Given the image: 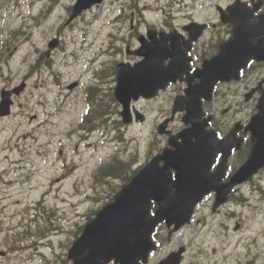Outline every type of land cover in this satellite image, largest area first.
I'll use <instances>...</instances> for the list:
<instances>
[{"label": "rangeland", "instance_id": "1", "mask_svg": "<svg viewBox=\"0 0 264 264\" xmlns=\"http://www.w3.org/2000/svg\"><path fill=\"white\" fill-rule=\"evenodd\" d=\"M167 1L160 0L157 5ZM75 2L76 0H57L53 5L49 0H10L0 11V55L4 42L11 38L15 29L22 30L20 35L15 34L16 38L12 39L11 49L0 57L3 69L0 92L19 84L27 76L30 64L39 58L46 61V46L50 39L61 32L63 40L62 48L53 56L52 69L44 67L41 74L29 78L28 88L17 99L11 116L0 119V247L4 246L6 249L13 246L9 229L18 226V231L24 230L25 233L23 218L27 215V206L37 205L44 189L52 186L58 187L59 191L51 198L60 200L62 196L64 199L61 214L65 219L59 225L65 227V232L51 237V240L54 243L72 240L67 230L74 224L69 219L75 210L84 214L100 209L108 202V196L113 190L123 184V179H116L107 185H92L96 168L115 152V148L125 152L138 148L143 155L147 149L148 127H145V133H133L131 129L122 127L125 141L119 143L114 139L117 131L113 128L112 119L102 128L103 135L97 133L86 143L78 139L79 133L73 136L69 134L84 113V90L90 84V77L84 71L86 61L92 54L107 48L111 35L119 28V25H115V18L122 11L129 19L136 16L134 13H138L134 8L145 10V5L156 2L106 0L101 7L86 12L74 25L66 27L67 6ZM47 4H51L53 8L51 14H47ZM42 8V17L34 18L40 16ZM144 15L153 18L152 22L163 18L156 9L152 13L144 12ZM129 30L130 24L127 21L121 25L118 33L128 37ZM84 38L87 42L82 45ZM91 41L95 45L91 46ZM75 42L78 43L76 48L80 50L77 61L71 57ZM111 54L110 57L104 55L105 64L113 62ZM77 79L84 86L70 93L66 88L71 81ZM111 86L110 79L103 86L105 95L110 92ZM59 93L62 97H59ZM104 101L107 102L108 98L104 97ZM33 117L35 120H32ZM105 132L109 134L105 135ZM75 146H78V150ZM63 147L65 155L61 157L58 150ZM68 168L71 171L69 177L60 180V176ZM30 170L35 171L30 175ZM29 177L33 180L28 185L34 182L33 189L23 185ZM261 185L264 188V183ZM21 204L25 209H19ZM230 208L233 213L229 216L227 209L223 211V215H214L205 206L198 214L196 223L173 241L176 244L185 239L189 246L185 264H264V191L249 189L245 205L237 207L233 203ZM36 212L38 216L32 229L45 228L47 222L42 217V210ZM198 244L200 248H196ZM15 258L12 255L7 258L9 260H3L0 264H19Z\"/></svg>", "mask_w": 264, "mask_h": 264}, {"label": "water", "instance_id": "2", "mask_svg": "<svg viewBox=\"0 0 264 264\" xmlns=\"http://www.w3.org/2000/svg\"><path fill=\"white\" fill-rule=\"evenodd\" d=\"M100 1L80 0L75 8L74 16ZM150 59L151 57L146 55V60L139 64L135 71L125 68L118 69L115 96L116 100L123 105L122 115L125 121H128L131 97L134 96L137 99L141 95L148 96L152 86L147 82L151 83L153 79L160 76L161 72L156 68H144L149 64ZM160 84L154 87L158 90ZM163 85H166L165 80ZM10 105L9 99L5 98L0 106V113L8 114ZM253 124L254 129L257 124H260L259 128L262 127L263 132L258 133L260 139L258 143H255L251 159L241 169L242 172L247 171L242 180L256 173L262 166L261 163L264 162V159L262 160L264 157V121L260 123L258 119ZM190 145L192 144H186V146ZM179 151L182 152L183 158L189 157L185 158L188 159L186 164L182 163L183 159L178 158L179 153L172 157L181 163L180 166H176L180 173L175 182H172L170 175L167 174L169 166L159 167L157 159L141 170L132 183L115 196V202L102 210L97 219L87 225L84 237L78 242V247L84 245L91 253L97 250L103 253L92 262L91 255H89L88 261H77V264H99L112 259L125 264L132 255L134 258H147L153 247L151 232L159 222L166 220L169 225L176 223L178 227L189 222L195 206L217 184L208 179L207 174V177L205 174L202 175L203 170L209 167L210 159L200 158L201 153L198 147L193 150L183 148ZM166 156L163 154L161 159L167 161ZM227 194V190H219L216 206L226 201ZM152 201L159 205V210L154 217L149 215Z\"/></svg>", "mask_w": 264, "mask_h": 264}, {"label": "flooded vegetation", "instance_id": "3", "mask_svg": "<svg viewBox=\"0 0 264 264\" xmlns=\"http://www.w3.org/2000/svg\"><path fill=\"white\" fill-rule=\"evenodd\" d=\"M223 18L230 21L223 22ZM236 21L243 23V28L245 30L248 29V23L250 26V30L247 34L240 33L239 39L235 38ZM194 23H198L201 26L190 30V26ZM149 30H156L158 33H152L151 38L148 40H144L143 36L136 33L137 35H133L134 38L132 43L142 38L147 45L153 44L154 42L160 45V42L165 37V41L162 43L169 49L172 46L170 51H174L179 55L180 66H186L190 72V76L188 77L185 75L181 79L178 78L176 83L172 84L168 89L161 91L156 99H141L139 102L133 103L135 110L140 109L142 112L141 115H143V119L144 117L148 118L153 112L152 107L154 102L160 104L161 111L163 110L166 112L169 100L174 101L176 98L185 95L189 83L192 86L198 87L196 93L198 99H201L203 114H208V112L212 110L216 111V109H222V113L225 114L231 109L232 102L237 104L234 100L240 98V95H242L245 105H249L250 107L248 113L253 115V113L256 112V101L260 95L256 93L255 87L249 89V92L252 94V97L249 98L246 93L247 89L243 93L239 89H234V91L231 90L237 81H222L217 78H220L223 73L226 74V72L231 69L240 72L241 77L243 72H245L241 69V64L243 58L244 60L247 59L246 56L250 53L249 48L252 49L253 52L264 53V0H224V2L214 5V10L210 16L202 18L190 16L179 26H176L172 20H169L161 23L158 28L148 27L146 31L148 32ZM147 32L145 33L146 37H148ZM161 33L163 34L160 35ZM166 35L171 36L167 37ZM172 38L174 42H172ZM222 45L225 46L223 55L220 54V47ZM130 52L132 51L130 50ZM140 60V58L134 55L128 56L127 59V61L132 64ZM170 62L171 60L167 59L165 65L168 66ZM253 63L256 64L259 71L261 69L264 71L263 62L258 63L256 60L251 59L248 65H252ZM211 66L217 68L216 73L210 71ZM263 84L264 82H261V97L264 93ZM200 85H202V87H199ZM209 87L212 88L211 93L208 91ZM142 102L144 106L136 108V105ZM184 114L185 112L181 114L180 119L183 118ZM204 119H206L205 116L201 120ZM211 119L212 122L209 124L210 129L216 131L219 135H227L232 147L231 155L228 160L227 172L222 180L223 183H228L232 175L236 172V169L248 159L253 144V138L251 133L246 130L247 126L235 128V126L232 127L223 121L216 122L213 117H211ZM247 120L248 117L245 116V121ZM160 123L154 127L156 132ZM184 128H186V126L182 125L179 131ZM179 131L172 130L171 134H177ZM166 141H168V137H166ZM149 155L151 156L152 152H150ZM222 158V154H218L215 160L216 163L213 169H211L212 172L216 170ZM237 191L238 188L231 191L229 200L232 199ZM216 195V192H212L206 200L213 201ZM179 247L180 246H176L170 249L166 255L176 251ZM3 257H6V253L0 251V258Z\"/></svg>", "mask_w": 264, "mask_h": 264}, {"label": "trees", "instance_id": "4", "mask_svg": "<svg viewBox=\"0 0 264 264\" xmlns=\"http://www.w3.org/2000/svg\"><path fill=\"white\" fill-rule=\"evenodd\" d=\"M109 107V106H108ZM107 112V110L105 109L104 111H103V113L105 114Z\"/></svg>", "mask_w": 264, "mask_h": 264}, {"label": "bare ground", "instance_id": "5", "mask_svg": "<svg viewBox=\"0 0 264 264\" xmlns=\"http://www.w3.org/2000/svg\"><path fill=\"white\" fill-rule=\"evenodd\" d=\"M71 179V178H70Z\"/></svg>", "mask_w": 264, "mask_h": 264}]
</instances>
